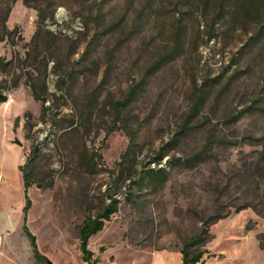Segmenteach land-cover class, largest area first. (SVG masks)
Instances as JSON below:
<instances>
[{"label":"rangeland","instance_id":"1","mask_svg":"<svg viewBox=\"0 0 264 264\" xmlns=\"http://www.w3.org/2000/svg\"><path fill=\"white\" fill-rule=\"evenodd\" d=\"M38 21L36 10L15 3L7 26L18 33L0 44V59L8 64L0 72L8 97L0 105V264H87L80 227L110 198L119 202V211L89 241L95 264H183L185 245L200 237L204 264H264V52L235 63L247 40L236 33L227 47L220 38L187 54L148 79L107 137L115 102L158 58L156 44L148 37L144 50L139 43L126 45L113 68L119 77L105 84L92 69H77L85 41L78 54L63 52L61 60L76 64L81 78L65 99L54 62L45 73L49 39H41L38 52L32 43ZM56 21L47 28L70 36L84 30L62 6ZM105 47L99 52L102 64L109 60ZM206 81L214 87L194 114ZM32 84L49 88L44 106L35 100ZM92 97L89 115L76 123L75 114ZM30 163L35 184L28 191L27 225L43 262L23 228L20 168ZM161 170L166 181L152 177Z\"/></svg>","mask_w":264,"mask_h":264},{"label":"trees","instance_id":"2","mask_svg":"<svg viewBox=\"0 0 264 264\" xmlns=\"http://www.w3.org/2000/svg\"><path fill=\"white\" fill-rule=\"evenodd\" d=\"M19 1L38 13V29L32 43L36 47L35 51L38 52L43 41L41 39H49L44 41L46 42L45 61H43L45 73L47 75L50 62H54V73L62 79L59 88L65 99L72 95L81 78L74 72L76 64L67 66L61 60L59 55L63 52H68L72 57L80 52L82 44L87 43L77 69L83 71L92 69L93 76L95 78L100 76L101 83L105 84L119 77L113 68L120 64L126 45L139 43L144 50L148 45V37L151 39V45L156 44L154 52L158 54V58L146 68L141 81L138 84L134 83L123 99L115 102L113 108L116 119L107 137L117 130L123 112L145 91L148 79L155 77L187 54L198 53L200 48L209 46L220 38L227 47V40L236 33L245 36L247 40L242 48V55L234 59L235 63L244 61L256 51L261 55L264 52V0H116L114 5L108 4L114 0H0V44L9 41V38L18 33L17 29L9 30L7 23L13 5ZM61 6L69 10L75 19L81 20L83 31L70 36L63 31L54 32L47 28V22L57 24L56 14ZM57 43L62 45L55 47ZM65 43H68L67 47L63 45ZM102 47L106 48L109 58L107 64H102L99 56ZM105 65L106 67L103 68ZM7 66L8 64L0 59V72H5ZM134 71V67L128 69L129 78L132 79ZM42 85L39 89L32 84L31 88L35 100L44 106L50 94L46 84ZM213 87L208 81L204 82V89L201 90L196 101L194 114L204 105ZM6 91L5 82L0 80V105L8 102ZM94 101L95 97H92L89 106L75 114L76 123L80 122L78 119L89 115V109ZM87 121L82 122V125L85 123L87 126ZM186 130H189L188 127L184 128V134L187 133ZM134 143L132 137L130 149L133 148ZM38 153H40L39 147L34 150L33 156H37ZM98 159L103 161L102 155L99 154ZM30 165L31 163L20 168L26 193L23 228L31 241L36 259L43 262L45 258L39 251L37 238L27 225L32 208L28 191L35 184L32 171L28 170ZM166 175L167 172L161 170L159 173H153L152 177L166 181ZM110 200L111 203L97 216H89L80 227V249L87 264H95L94 253L89 249L90 239L101 233L105 229L106 222L111 221L113 215L119 211V202L114 198ZM202 242L203 238L200 237L185 245L182 252L183 264H204L205 252L200 251L199 248Z\"/></svg>","mask_w":264,"mask_h":264},{"label":"bare ground","instance_id":"3","mask_svg":"<svg viewBox=\"0 0 264 264\" xmlns=\"http://www.w3.org/2000/svg\"><path fill=\"white\" fill-rule=\"evenodd\" d=\"M0 247H1V241H0Z\"/></svg>","mask_w":264,"mask_h":264},{"label":"water","instance_id":"4","mask_svg":"<svg viewBox=\"0 0 264 264\" xmlns=\"http://www.w3.org/2000/svg\"><path fill=\"white\" fill-rule=\"evenodd\" d=\"M57 18H60V16H57Z\"/></svg>","mask_w":264,"mask_h":264}]
</instances>
